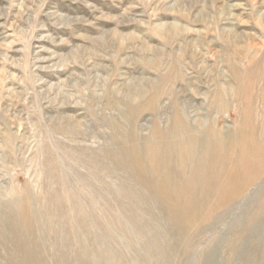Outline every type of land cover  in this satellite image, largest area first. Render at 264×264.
<instances>
[{
  "label": "rangeland",
  "instance_id": "374dc122",
  "mask_svg": "<svg viewBox=\"0 0 264 264\" xmlns=\"http://www.w3.org/2000/svg\"><path fill=\"white\" fill-rule=\"evenodd\" d=\"M213 131L264 157V0H0V264H264V172L148 165Z\"/></svg>",
  "mask_w": 264,
  "mask_h": 264
},
{
  "label": "bare ground",
  "instance_id": "6f19581e",
  "mask_svg": "<svg viewBox=\"0 0 264 264\" xmlns=\"http://www.w3.org/2000/svg\"><path fill=\"white\" fill-rule=\"evenodd\" d=\"M176 123H181L180 118H177ZM211 136L213 139L200 151H196L192 145L178 146L177 167L180 171V183L175 188L170 186L172 180L168 172L172 161L170 151L166 148L163 152L162 164L159 151L149 149L148 165L156 177V185L164 194L180 199L202 192L217 196L218 203H228L264 172V157L260 158L256 149H250L251 143L222 144L217 140L214 131Z\"/></svg>",
  "mask_w": 264,
  "mask_h": 264
}]
</instances>
